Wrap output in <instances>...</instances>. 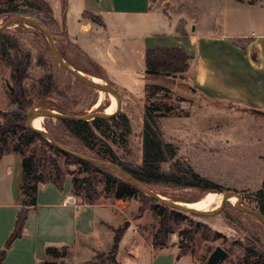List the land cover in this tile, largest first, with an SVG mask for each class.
<instances>
[{"label":"rangeland","instance_id":"obj_1","mask_svg":"<svg viewBox=\"0 0 264 264\" xmlns=\"http://www.w3.org/2000/svg\"><path fill=\"white\" fill-rule=\"evenodd\" d=\"M49 1L51 5L43 0H0V27L14 16L35 19L52 34L57 50L67 63L87 76L104 78L102 84L119 92L120 108L115 96V107L106 112L111 107L110 94L103 91V100L97 104L101 91L76 78L59 63L46 35L28 21L14 20L4 32L18 46V57L24 60L29 57V65L22 77L21 71L13 72L12 66L0 59V123L5 121L6 111L18 94L32 101L28 116L59 109L75 115L112 114L115 111L112 120L100 123V128H96L99 139L93 142L94 151L111 159L114 154L116 161L136 166L143 159L145 106L155 102L157 106L165 107L166 103L172 110L159 119L163 137L177 147L178 159L191 165L221 191L161 185H154L152 189L184 205L209 201L212 193L236 192L243 197L241 207L237 205L238 195L232 194L236 202L227 200L219 213L208 216L187 213L182 220L173 221V233L168 237L170 250L175 248L179 253L180 245H188V255L183 262L205 264L215 248L222 246L229 256L220 264H247L243 245L248 240L257 239L264 249V223L243 210L259 211L258 191L264 181V114L237 103L211 98L197 89L186 75H146L141 52L147 37L191 33L198 23L197 32L203 36L220 32L224 1L152 0L153 9L149 14L107 17L106 27L85 14L84 18L90 23V35L79 33L75 9H70L66 0ZM39 5H42L41 9ZM211 10H214V17ZM47 76H52L54 81L53 90L49 92L40 83V79ZM155 84L163 89L152 88L155 93L147 95V86ZM122 116L127 118L129 128L123 125ZM42 126L68 149L83 155L94 154L57 118L42 117ZM15 142L16 137L8 139L9 146ZM43 145L36 139L26 147V152L32 146ZM42 152L46 154V171L52 173L48 162L50 146ZM55 158L64 171L86 176L78 174L80 165L63 154L55 155ZM8 163L16 169L22 165L21 156L7 153L0 159V191L6 187L4 173ZM163 168L168 170L170 162ZM97 189L93 203L106 210L97 222L96 237L88 238L81 250L68 248L62 256H47L45 260L56 264H85L89 260L97 264H152L151 252L140 251V246L146 245L145 241H153L159 227L160 217L150 209L152 203L146 204L141 198L117 200L105 192L101 182L97 183ZM78 198L80 202H86L82 196ZM221 203L222 199L196 209L210 211ZM126 221H129L128 226L124 225ZM189 234H193L192 241L187 238ZM135 239L136 244L131 245ZM44 261L40 264H45Z\"/></svg>","mask_w":264,"mask_h":264},{"label":"crops","instance_id":"obj_2","mask_svg":"<svg viewBox=\"0 0 264 264\" xmlns=\"http://www.w3.org/2000/svg\"><path fill=\"white\" fill-rule=\"evenodd\" d=\"M45 1L50 4L49 0ZM66 1L70 9H75L82 35L91 34L85 14L99 15L106 27L107 17L146 15L153 9L152 0ZM223 1L225 10L220 32L203 36L197 32L198 23L191 33L185 31L169 37L151 35L144 41L142 56L147 48L182 46L192 57L190 69L184 75L197 89L211 98L264 112V0ZM211 11L214 17V10ZM4 177L6 187L0 191V250L13 231L21 208L17 199L22 165L14 169L8 163ZM69 196L76 198V204H66ZM105 210L99 204L79 201L73 192L71 174H66L62 189L53 182L40 184L37 204L29 209L23 234L15 239L1 264H40L47 258L48 245H67L74 250L85 248L87 239L96 237L97 222ZM135 244L136 239L131 241V245ZM145 244L148 247L140 246V251L151 252L152 264H185L183 259L188 254L179 257L175 248L170 250L171 245L155 250L151 240Z\"/></svg>","mask_w":264,"mask_h":264},{"label":"trees","instance_id":"obj_3","mask_svg":"<svg viewBox=\"0 0 264 264\" xmlns=\"http://www.w3.org/2000/svg\"><path fill=\"white\" fill-rule=\"evenodd\" d=\"M42 1V0H40ZM44 3H47L43 0ZM42 5H39L41 9ZM52 11L51 7H48ZM92 21L103 24V19L96 14L88 13ZM18 46L12 41V38L3 31L0 32V59L6 64L12 66L13 72L17 70L22 72V77L28 69L29 57L24 60L18 57ZM192 57L182 46H160L147 48L144 54V64L146 75L175 77L184 75L191 66ZM77 69V68H76ZM79 70V69H78ZM24 72V73H23ZM40 83L45 87V91L53 90L54 81L52 76L42 77ZM152 88L157 91L163 87L155 84L152 87L147 86V95L154 94ZM169 90V88H166ZM154 92V93H153ZM162 102V101H159ZM31 99L25 95H15L11 102V108L6 111L5 121L0 123V159L4 154L17 153L21 156L22 162V182L20 194L17 202L21 206L13 231L6 240L5 247L0 250V264L4 260L8 249L12 246L15 239L23 234L26 220L31 206L37 204V190L40 184L48 182L55 183L60 189L64 184L66 174H71L73 182V192L77 196H82L87 203H93L97 193V183L101 182L107 194H111L116 199L128 200L131 198H141L146 204L152 203L150 209L155 211L159 217V227L153 235V246L155 250H161L169 246L168 237L173 233V221H180L186 216V212L177 210L161 203L158 199L151 197L142 191L136 184L125 178L118 171L96 164L94 162L76 157L75 155L62 151L45 135L37 133L27 125L28 110L31 107ZM158 103L145 106L144 133H143V159L141 164L129 166L122 162L106 157L99 152L94 151L93 142L99 139L96 128L99 124L112 120L110 118H95L91 120H79L72 118H57L67 127L71 134L78 139L84 146L93 151L94 154L86 155L92 158L110 161L122 166L126 171L132 174L137 180L152 189L154 185L173 186V187H194L200 188L206 192L212 190L221 191L213 186L203 176L197 173L191 165L177 158L178 149L173 144L165 140L159 124V119L166 116L171 110L164 103L165 107L157 106ZM163 104V103H159ZM57 112L67 113L59 109ZM115 112V111H113ZM112 112V113H113ZM75 115V114H70ZM123 125L129 128V122L122 116ZM32 125L40 128L34 118ZM16 137V142L8 145V139ZM36 139L44 143L43 147L50 146L51 154L48 156V162L52 173L46 171L45 153L41 146H32L29 152L26 147L32 144ZM58 142V141H57ZM60 143V142H59ZM61 144V143H60ZM63 145V144H62ZM63 154L66 159L80 165L78 174H86L85 177H79L72 171H64L58 164L55 155ZM170 162V168L165 170L163 165ZM259 212L264 215V181L258 191ZM188 240L192 241L193 234L187 235ZM238 242V241H237ZM181 251L179 257L188 254V245H180ZM67 245L59 247L58 245H48L46 248L47 256L60 257L66 253ZM246 253L247 264H264V249L260 247L259 241H250L243 245ZM45 264H56L54 262L44 261ZM85 264H97L94 260H89ZM237 264H241L238 262Z\"/></svg>","mask_w":264,"mask_h":264},{"label":"water","instance_id":"obj_4","mask_svg":"<svg viewBox=\"0 0 264 264\" xmlns=\"http://www.w3.org/2000/svg\"><path fill=\"white\" fill-rule=\"evenodd\" d=\"M14 20H25L30 22L31 24H33L36 28H38L40 31H42L46 37L49 39L50 42V46L51 49L53 51V53L55 54L56 58L58 59L59 63L67 70L69 71L71 74H73L76 78L80 79L81 81L85 82L87 85L99 90V91H105L109 94H113L118 98L119 101V108H120V103H121V99L119 97V92L114 89L113 87L104 85L102 83H97L95 81H93L89 76H87L85 73H83L81 70H78L76 68H74L73 66H71L69 63H67V61L64 59V57L59 53V51L57 50V47L55 45L54 39L52 34L46 30L45 28H43L35 19L28 17V16H24V15H19V16H14L11 17L4 25H2L0 27V32L3 31L6 27L9 26V24L11 22H13ZM195 90V89H194ZM118 108V110H119ZM258 112H262V111H258ZM264 114V112H262ZM41 115L42 117H53V118H72V119H79V120H91V119H95V118H110L114 113L112 114H100V113H87L85 115H70V114H63V113H59L56 111H40L38 113H35L33 115H29L28 119H27V125L30 129H32L33 131L43 134L45 135L51 142H53L59 149H61L62 151L71 153L73 155H75L76 157L94 162L96 164L102 165V166H107L110 167L116 171H118L121 175H123L125 178H127L128 180H130L131 182H133L134 184H136L142 191H144L146 194L150 195L151 197L158 199L161 203L168 205L172 208H175L177 210L186 212V213H190V214H194V215H213L216 213H219L224 205L225 202L227 200H229V197L231 194H237L239 197V202L237 203L238 207H241V202L243 200V197L236 193V192H227L223 195V199H222V203L221 205L214 209V210H199L196 208H192V207H188L187 205L181 204L179 202H175V201H171L169 199H167L166 197L162 196L161 194L157 193L156 191H154L153 189L149 188L147 185L143 184L142 182H140L139 180H137L132 174H130L128 171H126L122 166L110 162V161H105V160H101V159H96V158H92L80 153H77L71 149H68L67 147L63 146L62 144H60L59 142H57L53 136L51 135V133H49L48 131L44 130V129H40V128H36L31 124V120L35 115ZM44 147L41 148V150H43ZM243 209V208H242ZM244 211L251 213L253 215H255L256 217H258L263 223H264V215L252 208H244ZM125 226L129 225V221H126V223L124 224ZM229 256L228 251L222 247V246H217L215 248V250L210 254V256L208 257L207 261L205 264H220L222 263L225 259H227Z\"/></svg>","mask_w":264,"mask_h":264},{"label":"bare ground","instance_id":"obj_5","mask_svg":"<svg viewBox=\"0 0 264 264\" xmlns=\"http://www.w3.org/2000/svg\"><path fill=\"white\" fill-rule=\"evenodd\" d=\"M89 77L93 81H95L97 83H103V79L100 78V77L92 76V75L89 76ZM110 97H111V107H110V109H106V112L110 111V110H113V108L115 107V104H116L115 95L110 94ZM102 100H103V91H101V94H100V97L98 99V103L97 104H100L102 102ZM108 114H111V113H108ZM34 118L36 119V122L39 125L40 129H42L43 128V126H42V116L39 115V114L35 115L32 118V120H31V124H32V121H33ZM212 195H213V197L209 201L199 200V201L187 203L186 205L188 207H194V208H205V207L213 205L216 201L223 199V195L221 193H212ZM229 200L232 201V202H236V200L233 198L232 194L230 195Z\"/></svg>","mask_w":264,"mask_h":264},{"label":"built area","instance_id":"obj_6","mask_svg":"<svg viewBox=\"0 0 264 264\" xmlns=\"http://www.w3.org/2000/svg\"><path fill=\"white\" fill-rule=\"evenodd\" d=\"M66 204H76V198L74 196H69L65 200Z\"/></svg>","mask_w":264,"mask_h":264}]
</instances>
